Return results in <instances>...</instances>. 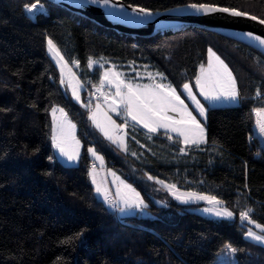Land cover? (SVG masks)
Returning <instances> with one entry per match:
<instances>
[{
  "label": "trees",
  "instance_id": "1",
  "mask_svg": "<svg viewBox=\"0 0 264 264\" xmlns=\"http://www.w3.org/2000/svg\"><path fill=\"white\" fill-rule=\"evenodd\" d=\"M127 1L151 8L208 1L264 18V0ZM38 3L44 8L25 7ZM47 35L68 60L79 62L87 85L100 82L102 73L99 64L89 67L90 58L104 56L122 68L133 62L161 71L183 96L186 82L197 89L212 47L233 70L240 102L212 105L203 99L205 143L183 146L178 135L127 122L122 149L64 90ZM56 104L77 124L83 142L77 164L55 155L51 112ZM261 107L264 53L230 36L197 26L134 35L51 0H0V264H211L228 242L236 247L238 264H264V243L247 236L252 220L264 224V144L255 131V110ZM91 143L141 190L150 217L118 215L96 194ZM149 175L211 193L234 216H207L168 196L166 204L155 202L151 193L165 192ZM249 209L250 218L241 219Z\"/></svg>",
  "mask_w": 264,
  "mask_h": 264
},
{
  "label": "rangeland",
  "instance_id": "2",
  "mask_svg": "<svg viewBox=\"0 0 264 264\" xmlns=\"http://www.w3.org/2000/svg\"><path fill=\"white\" fill-rule=\"evenodd\" d=\"M36 5V8H44L43 4L38 3ZM49 39H51L52 42L55 44L56 48L59 51V55L63 57L62 60H60L59 57H57L54 53L49 51ZM46 42L48 52L58 67L61 83L63 85L64 90L71 94L74 101L79 103L82 107H85V92H83V89L87 86L85 78L81 75L79 71V62H72L68 60L65 57L61 47L51 35H47ZM97 64L102 66V82L109 83L111 85L112 93L110 95L112 96L110 97V99H108L107 97L105 102L97 101L95 106L89 112V119L91 121V124L94 125L98 130H100L104 137L113 141L120 148L126 149L127 138L125 130V121L120 120V118H123L125 120L126 118H128V116H130L125 110L124 104L121 103V97L125 93H127V88L125 87V85H129V81L126 78L127 76L125 77V75H129L131 72H133L134 74L138 73V79H158L159 82H163L164 84H166L163 88H168L170 86L171 88L175 89L176 94H178L179 90L168 80L165 79V75L161 71H156L157 73L152 72V69L147 68L146 66L144 67V72H139L140 69L143 68H139L133 62L125 63L126 68H122L117 64L116 66L122 69V73H120L115 68V63L108 61L106 57H91L88 64L89 67L92 69ZM132 86H138L142 92L145 90L157 91L156 88L152 87L151 85L147 86L141 84ZM186 106L187 108H189V110H191V107L189 105L186 104ZM113 108H115V111L113 110ZM168 108L172 109L171 107ZM168 108L163 114H167ZM258 109L264 110V107ZM180 112L182 115V111ZM51 113L52 137L55 135L59 140H61L66 151L70 153H76L75 158L69 160L66 155H62L60 153L59 149L56 148L53 143L55 155L66 164L79 163L81 159L83 142L82 139L79 137L76 122L68 114L65 107L60 104L54 105ZM257 116L261 120V117L259 115ZM255 130L258 132L256 125ZM106 132L107 135L105 134ZM261 140L264 144V136H262ZM88 150L90 157H92L98 163L95 168H90L89 170L90 179L95 186L96 194L105 200H107L109 196H113L118 203V207H115L118 215L135 214L137 211H139L140 214H148V207H128V205L125 203V201L131 202L135 200L136 194L138 193L139 199L143 201L144 205H147L146 198L141 192V190L136 187L131 181L124 178L114 167L109 166L107 164V160L104 153L100 151L95 144L91 143L88 147ZM149 177L154 179L156 184L159 186V189L165 192V195H160L156 192H152L151 195L155 202L166 204V196H168L169 198H173L179 202L192 204V209L207 216L216 218H231L234 216L233 209L229 205H227L221 198L211 193L183 188L174 180L153 177L151 175H149ZM172 185H174L175 187L170 188L169 186ZM97 189H99V191H97ZM187 194H193V197L191 199H188L187 202L177 198L182 195L186 196ZM197 196L215 197L216 201H219L220 203H212L209 202V200L207 199H197ZM223 208H227L233 213V215L231 217L216 216L214 211H208V209L219 210ZM257 224L264 225L255 221V223H252V226L249 228V230L255 232L257 235H264V229L256 227ZM232 249H235V251H232ZM211 264H238L236 259V247L229 242L226 243L224 250L220 252L218 257Z\"/></svg>",
  "mask_w": 264,
  "mask_h": 264
},
{
  "label": "snow or ice",
  "instance_id": "3",
  "mask_svg": "<svg viewBox=\"0 0 264 264\" xmlns=\"http://www.w3.org/2000/svg\"><path fill=\"white\" fill-rule=\"evenodd\" d=\"M95 2V0H94ZM104 4H108L109 0H103ZM28 11H32L37 7L36 4H32L30 6H25ZM190 7L199 10H203L204 12H212V11H221V12H230L234 16H248L249 13L239 11L235 8H217L213 5L207 4H192ZM140 12L147 13L146 9H139ZM253 20H257L258 17L251 16ZM261 24H264V19H260ZM249 36L252 34L249 33ZM255 39L260 40L261 44H264V39L260 37H255ZM49 51L54 53L60 60L63 59L62 56L59 55V51L56 48L55 44L51 39L48 40ZM209 52V69L213 66V58L215 59L218 68L215 73L208 72L205 73L203 66H201V76L197 77V86L201 90V94L204 95L206 99H220L221 97L230 98L235 100L237 98L238 92L236 89V82L234 77L232 76L230 70L227 65L220 59L219 56H216L211 49ZM107 76V74H106ZM122 83V82H121ZM127 88V93H125L121 97V103L124 104L125 110L128 115L132 117L133 120H139L144 123L146 128H149L150 131L155 132L158 127H172L173 131L180 132L181 135L185 138V143L197 142L200 139H203L204 128L203 126L196 120L195 116L188 112L184 102L180 99V96L176 94L175 89L171 88H163L162 86H156L157 91L153 90H145L141 91L139 87H134L131 84L125 85ZM184 89L189 92L191 96V88L188 84H185ZM119 88V84H118ZM119 95V92H118ZM192 99L195 100V97L192 96ZM197 104L199 102L197 101ZM168 107H171L173 111L180 110L182 111V118L179 121L171 120L170 117L163 115V113L167 110ZM115 111V108H113ZM63 111V110H61ZM205 109L203 106H200V114H204ZM171 120V124L168 121ZM262 130H264V125L261 126ZM107 135V132L105 133ZM54 146L59 149L62 155H66L69 160L75 158V152H68L63 146V142L59 140L55 135L52 137ZM78 143V142H77ZM51 159V157H49ZM170 188H174L175 186H169ZM99 191V189H97ZM193 194H187L177 197L178 199L184 200L187 202L188 199H191ZM197 199H207L212 203H220L216 201L215 197H205V196H197ZM128 207H147V205L143 204V201L139 199V194H136V199L128 202L125 201ZM208 211H214L216 216L223 217H231L233 213L229 211L227 208L223 209H208ZM252 210L249 209L240 214L241 219H248L249 213ZM255 223V221H251ZM256 227L264 229V225L257 224ZM247 236L260 242H264V235H257L255 232L249 230ZM235 251V249H232Z\"/></svg>",
  "mask_w": 264,
  "mask_h": 264
},
{
  "label": "water",
  "instance_id": "4",
  "mask_svg": "<svg viewBox=\"0 0 264 264\" xmlns=\"http://www.w3.org/2000/svg\"><path fill=\"white\" fill-rule=\"evenodd\" d=\"M55 3L90 18L98 24L113 28L120 32L134 35H151L159 31L180 30L197 26L218 32L241 42L247 43L264 53V44L255 37L264 39V19L252 12L234 6L208 1H190L165 8H151L127 0H51ZM192 4H207L217 8H235L249 13L248 16H234L230 12H204L190 7ZM146 9L147 13L139 9ZM256 16L257 20L250 17ZM252 35L249 36L248 34Z\"/></svg>",
  "mask_w": 264,
  "mask_h": 264
},
{
  "label": "crops",
  "instance_id": "5",
  "mask_svg": "<svg viewBox=\"0 0 264 264\" xmlns=\"http://www.w3.org/2000/svg\"><path fill=\"white\" fill-rule=\"evenodd\" d=\"M209 49H211L212 52H214L216 54V56H219L220 59L224 62V64L227 65L228 69L230 70L232 76L235 79L236 89H237L238 95H237V98L235 100L230 99V98H224V97H221L218 100H216V99H206L204 97V95L201 94V90H200V88L198 86H197V89H195L194 86H193V84L191 82H186L185 84H188L189 87L191 88V96L189 95V92L184 89L183 86L185 84L182 86L185 96H183L179 91H178V94L177 95L180 96V99L184 102V105L185 106L187 104V105H189L191 107V110H189V108H187V106H186L187 111L188 112H191V114L193 116H195L196 120L203 126V128H204L203 139H200L197 142H191V143H187L186 144L184 142L185 141L184 136L181 135L180 132L173 131L171 126L168 127V128L158 127L156 129V131H158L160 129H163V130H166L167 132H169L170 134L178 135L180 137L181 141H182L183 146L201 144V143H205L207 141L206 125L204 123V120L206 119V116H207V106H206V104H205V102H204L203 99H205L209 104H212V105L238 104L240 102V94H239L238 83H237V80H236V77H235V74H234L233 70L231 69V67L229 66V64L226 62V60L216 50H214L212 47H210ZM116 65L117 64H115V68L117 69V71L120 72V73H122V69H120ZM137 66L139 68L140 67L143 68V69H140L139 72H144L145 71L144 70V67L145 66H139V65H137ZM217 68H218V65H217L215 59L213 58V66H212L211 69H209V52H208L207 61H206L205 65L203 66V69H204L205 73H208V72L215 73L217 71ZM151 71L152 72H156L155 70H151ZM137 74L138 73L134 74L133 72H131L129 75H125V77L127 76L126 78L128 79L129 84H131V85H141V84H143V85H147V86H150L151 85L152 87H155L156 90H157V87L156 86H162V87H164L166 85L163 82H159L158 79H138ZM200 76H201V69H200V72H199L198 77H200ZM100 82H102L101 78H100ZM86 86H87V84H86ZM111 96L112 95H110L108 97V99H110ZM192 96L195 97V100L192 99ZM197 101L199 102V104H197ZM200 106H203V108L205 109L203 115L200 114ZM263 111L264 110H259L258 108H256V110H255L256 116L259 115L261 117V121L264 122V112ZM163 115H165L167 117H170L171 120H175V121H179L182 118H184L181 115L180 110L179 111H177V110L176 111H173L172 109H169V108H168L167 114H163ZM171 120L168 121L169 124H171ZM124 121H125V123L130 122V123L136 124V125H138L139 127L143 128L146 131L153 132V131H150L149 128H146L144 126V123L141 122L139 120V118L137 120H133L132 117L128 116V118H126ZM257 129H258V132L256 130L255 131H256L257 135L260 137V140H261L262 139V136H264V130H262V129L258 128V127H257ZM261 142H262V140H261ZM92 160H94V159L92 158ZM93 168H95V167H93ZM136 213H139V211H137Z\"/></svg>",
  "mask_w": 264,
  "mask_h": 264
},
{
  "label": "built area",
  "instance_id": "6",
  "mask_svg": "<svg viewBox=\"0 0 264 264\" xmlns=\"http://www.w3.org/2000/svg\"><path fill=\"white\" fill-rule=\"evenodd\" d=\"M111 93H112V88H111V85L109 83H104V82L96 83V82H94V83H90L89 85H87V89L85 91V96H84V101H85V104H86L89 112L95 106L97 101L105 102V100L107 99V97L110 96ZM256 120L257 121H256L255 125L258 128L262 129L261 126L264 125V122L261 121L260 118H258V116H256ZM258 147L259 146L257 145L256 148H258ZM97 165H98V163L94 160H92L89 164V166L91 168L96 167ZM106 201L111 207H113V208L118 207V203L113 196H109ZM140 215L142 217H147V216L150 217V214H140ZM249 218H250V216H249Z\"/></svg>",
  "mask_w": 264,
  "mask_h": 264
}]
</instances>
